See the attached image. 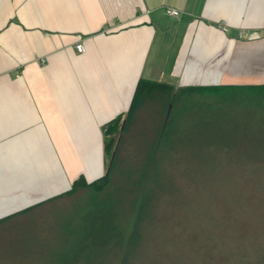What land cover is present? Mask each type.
I'll return each mask as SVG.
<instances>
[{
	"label": "crops",
	"instance_id": "0c3cea01",
	"mask_svg": "<svg viewBox=\"0 0 264 264\" xmlns=\"http://www.w3.org/2000/svg\"><path fill=\"white\" fill-rule=\"evenodd\" d=\"M162 78L264 83V0H0V218L100 176L101 125Z\"/></svg>",
	"mask_w": 264,
	"mask_h": 264
},
{
	"label": "trees",
	"instance_id": "16d2710c",
	"mask_svg": "<svg viewBox=\"0 0 264 264\" xmlns=\"http://www.w3.org/2000/svg\"><path fill=\"white\" fill-rule=\"evenodd\" d=\"M177 87L175 89L164 81L139 79L127 109L100 127L103 173L89 182L78 175L68 190L0 218V223L46 202L82 191L88 194L91 205L94 197L97 228L104 217L106 229L94 240L109 242L111 239L115 248L111 264H131V247L151 244L148 240L155 235V229H160L162 207L176 195L175 168L182 166V171L193 168L189 174H202L206 168L214 170L216 167L206 162L216 161L222 172L229 173L228 179L247 166L259 170L254 173L263 174V165L259 162H264V113L253 112L248 107L236 112L228 100L249 96L258 103L264 102V83ZM144 113L151 114L146 117L150 123L148 132L142 126ZM143 135L145 139H142ZM130 137H141L146 158L136 171V176H140L128 186V196L122 197L120 193L124 188L117 184L116 175L122 173L120 166L133 149L135 142L130 146ZM237 162L244 167L236 171L233 164ZM119 198L127 201L122 209ZM145 249L139 252L142 254ZM73 256L58 252L56 259L60 262L57 264H65L61 258H68L66 264H78L77 258H70Z\"/></svg>",
	"mask_w": 264,
	"mask_h": 264
},
{
	"label": "rangeland",
	"instance_id": "374dc122",
	"mask_svg": "<svg viewBox=\"0 0 264 264\" xmlns=\"http://www.w3.org/2000/svg\"><path fill=\"white\" fill-rule=\"evenodd\" d=\"M169 80L177 89L174 80L161 79ZM228 103L236 112L248 107L264 113V102L258 103L254 97H233ZM144 114L142 126L148 132L146 117L151 114ZM133 141V149L120 166L122 173L116 175L117 184L124 188L122 197L128 196V186L140 176L136 171L146 158L141 137H130V146ZM206 163L215 164H210L215 169L189 174L193 168H175L176 195L162 207L160 229L154 230L148 240L151 244L131 247V264H264V162H259L263 174L247 166L231 179L216 161ZM239 164H233L236 171L244 167ZM108 194L112 196L110 191ZM119 201L121 209L127 205L126 198ZM96 213L94 197L91 205L88 194L81 191L7 219L0 223V264H57L58 252L74 255L70 258H77L78 264H111L115 249L111 239L94 240L106 229L103 216L102 223L95 226ZM140 249L145 252L141 254ZM65 260L68 258H61L66 264Z\"/></svg>",
	"mask_w": 264,
	"mask_h": 264
},
{
	"label": "built area",
	"instance_id": "2783aa9c",
	"mask_svg": "<svg viewBox=\"0 0 264 264\" xmlns=\"http://www.w3.org/2000/svg\"><path fill=\"white\" fill-rule=\"evenodd\" d=\"M164 11L166 14H168L170 16H174V17L177 16V14H178V11L173 9V8H165ZM222 30H224V27H222ZM75 49H76V51L81 52L83 49L82 44H80V43L75 44Z\"/></svg>",
	"mask_w": 264,
	"mask_h": 264
}]
</instances>
